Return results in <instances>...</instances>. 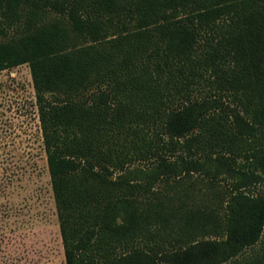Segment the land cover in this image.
<instances>
[{
  "label": "trees",
  "instance_id": "16d2710c",
  "mask_svg": "<svg viewBox=\"0 0 264 264\" xmlns=\"http://www.w3.org/2000/svg\"><path fill=\"white\" fill-rule=\"evenodd\" d=\"M22 63L66 264H264V0H0Z\"/></svg>",
  "mask_w": 264,
  "mask_h": 264
},
{
  "label": "rangeland",
  "instance_id": "374dc122",
  "mask_svg": "<svg viewBox=\"0 0 264 264\" xmlns=\"http://www.w3.org/2000/svg\"><path fill=\"white\" fill-rule=\"evenodd\" d=\"M0 264H66L27 63L0 70Z\"/></svg>",
  "mask_w": 264,
  "mask_h": 264
}]
</instances>
